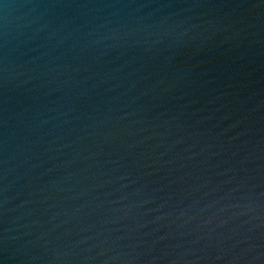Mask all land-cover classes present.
I'll list each match as a JSON object with an SVG mask.
<instances>
[{
  "label": "water",
  "instance_id": "95a60500",
  "mask_svg": "<svg viewBox=\"0 0 264 264\" xmlns=\"http://www.w3.org/2000/svg\"><path fill=\"white\" fill-rule=\"evenodd\" d=\"M0 264H264V0H0Z\"/></svg>",
  "mask_w": 264,
  "mask_h": 264
}]
</instances>
